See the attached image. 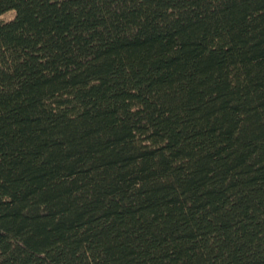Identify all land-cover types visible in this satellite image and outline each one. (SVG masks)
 <instances>
[{
	"label": "trees",
	"instance_id": "obj_1",
	"mask_svg": "<svg viewBox=\"0 0 264 264\" xmlns=\"http://www.w3.org/2000/svg\"><path fill=\"white\" fill-rule=\"evenodd\" d=\"M0 264H264V0H0Z\"/></svg>",
	"mask_w": 264,
	"mask_h": 264
}]
</instances>
